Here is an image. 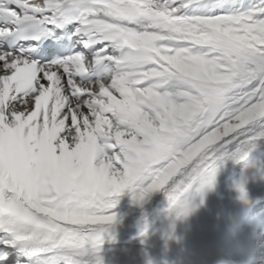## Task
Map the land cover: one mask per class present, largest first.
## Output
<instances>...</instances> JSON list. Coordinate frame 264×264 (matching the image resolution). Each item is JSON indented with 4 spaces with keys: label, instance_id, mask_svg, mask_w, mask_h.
<instances>
[{
    "label": "snow or ice",
    "instance_id": "obj_1",
    "mask_svg": "<svg viewBox=\"0 0 264 264\" xmlns=\"http://www.w3.org/2000/svg\"><path fill=\"white\" fill-rule=\"evenodd\" d=\"M261 137L264 0H0V264H102L123 189L170 210Z\"/></svg>",
    "mask_w": 264,
    "mask_h": 264
},
{
    "label": "bare ground",
    "instance_id": "obj_2",
    "mask_svg": "<svg viewBox=\"0 0 264 264\" xmlns=\"http://www.w3.org/2000/svg\"><path fill=\"white\" fill-rule=\"evenodd\" d=\"M241 178L246 181L248 193L250 188L258 193L247 202L239 201L234 190L233 182ZM139 192V188H125L113 197L117 203L111 211L117 219L106 225L102 234L98 253L102 264H144L170 232L175 244L186 239L185 242L192 246L188 259H198L205 240L197 217L191 216L186 228H179V220L173 225L169 216V202L164 191L151 192L143 201L135 199ZM260 206H264V137L255 141L247 166L230 157L218 162L215 190L208 193L206 206L197 213L213 216L225 213L229 232L247 231L256 236L262 248L259 264H264V213H258ZM241 207L244 210L239 212Z\"/></svg>",
    "mask_w": 264,
    "mask_h": 264
},
{
    "label": "clouds",
    "instance_id": "obj_3",
    "mask_svg": "<svg viewBox=\"0 0 264 264\" xmlns=\"http://www.w3.org/2000/svg\"><path fill=\"white\" fill-rule=\"evenodd\" d=\"M218 171V165L211 176V178H205L197 188L182 198L176 207L171 208L169 211V216L172 218L173 225L176 220L181 222L187 221L191 216L195 215L202 207L206 206V199L209 192L215 190L216 174ZM234 190L237 193V199L241 202H247L248 192L246 188V181L241 178L235 180ZM159 191V190H158ZM197 197L199 200L197 202ZM172 238H175L174 235Z\"/></svg>",
    "mask_w": 264,
    "mask_h": 264
},
{
    "label": "rangeland",
    "instance_id": "obj_4",
    "mask_svg": "<svg viewBox=\"0 0 264 264\" xmlns=\"http://www.w3.org/2000/svg\"><path fill=\"white\" fill-rule=\"evenodd\" d=\"M249 190V193H251L253 196H255V195H257L256 194V192H254V190H251V188L250 189H248ZM248 192V191H247ZM255 193V194H254ZM243 206V205H242ZM241 208H243V207H241ZM240 210V209H239ZM258 213H264V206H260V208H259V210H258Z\"/></svg>",
    "mask_w": 264,
    "mask_h": 264
}]
</instances>
